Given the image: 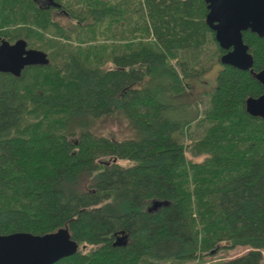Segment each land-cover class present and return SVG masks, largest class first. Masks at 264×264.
Masks as SVG:
<instances>
[{"label": "trees", "instance_id": "16d2710c", "mask_svg": "<svg viewBox=\"0 0 264 264\" xmlns=\"http://www.w3.org/2000/svg\"><path fill=\"white\" fill-rule=\"evenodd\" d=\"M60 1L68 24L1 0L0 35L50 61L0 71V233L68 227L79 250L53 264H181L237 245L250 249L223 264H264V117L245 106L264 92V36L244 31L255 61L241 69L221 61L206 0ZM215 54L207 98L189 100ZM105 115L133 134L96 133Z\"/></svg>", "mask_w": 264, "mask_h": 264}, {"label": "water", "instance_id": "95a60500", "mask_svg": "<svg viewBox=\"0 0 264 264\" xmlns=\"http://www.w3.org/2000/svg\"><path fill=\"white\" fill-rule=\"evenodd\" d=\"M206 21L215 31V37L226 51L221 61L241 69L254 65V55L244 39V31L251 30L264 36V0H206ZM47 51L28 46L25 38L15 42L4 39L0 43V71L21 75L23 69L33 64H48ZM264 85V68L255 73ZM246 110L255 116L264 117V92L249 96ZM167 200L153 199L150 209H156ZM126 235L117 237L115 244L125 242ZM79 250L68 227L44 234L30 231L0 233V264H53L59 259Z\"/></svg>", "mask_w": 264, "mask_h": 264}, {"label": "rangeland", "instance_id": "374dc122", "mask_svg": "<svg viewBox=\"0 0 264 264\" xmlns=\"http://www.w3.org/2000/svg\"><path fill=\"white\" fill-rule=\"evenodd\" d=\"M53 17L54 19H57L65 24H68L70 22V18L66 13H63L62 11L56 9L54 10ZM210 58H211L210 61L212 62L211 69L208 70L207 74L203 76L202 81H200L199 84L196 85V87L191 90V93L193 94L192 97L189 99L191 101H194V99L199 100L201 98L206 99L207 95L204 92L209 90L212 85L211 83L214 82V80H216L217 73L220 70L222 63L218 61V54L217 55L215 54L214 57H210ZM108 65L114 66L113 63H108ZM207 105H208L207 101L199 102L198 106L200 108L201 113L204 111ZM194 127L195 124L191 126V130L192 131L198 130L196 135H199L201 132L204 131V126H199L195 129ZM93 130L98 134L109 135V136L111 135V136H115L118 139H123L133 134V130L128 120L118 115L102 116L95 122L93 126ZM187 142L189 143L190 141L187 140ZM187 155L189 158H192L193 160L196 161H201L204 158L203 154L193 155L190 152V150L187 151ZM87 248H89V246H87ZM249 249L250 248L246 245H237L234 248H228V249L219 248L214 253L203 254L202 259L186 261L181 264H223L225 260L241 255L247 252V250ZM176 264H180V263H176Z\"/></svg>", "mask_w": 264, "mask_h": 264}, {"label": "flooded vegetation", "instance_id": "af4514ba", "mask_svg": "<svg viewBox=\"0 0 264 264\" xmlns=\"http://www.w3.org/2000/svg\"><path fill=\"white\" fill-rule=\"evenodd\" d=\"M35 1H37L38 5H42V6H45V7L53 6L54 10L56 9V10L62 11L63 13L67 14L66 10L63 9V7H62L63 3L60 0H35ZM0 4H1V0H0ZM4 39H7V38H4V37H2L0 35V43H2V41ZM7 40H9V39H7ZM15 41H10V42H15Z\"/></svg>", "mask_w": 264, "mask_h": 264}]
</instances>
